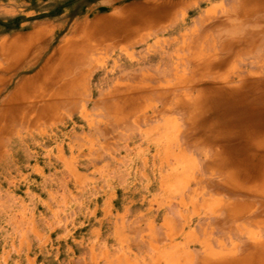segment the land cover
<instances>
[{"label": "rangeland", "instance_id": "rangeland-1", "mask_svg": "<svg viewBox=\"0 0 264 264\" xmlns=\"http://www.w3.org/2000/svg\"><path fill=\"white\" fill-rule=\"evenodd\" d=\"M152 1L176 3L183 7L178 8L176 20L164 26L162 32L147 31L143 41L101 51L97 58L99 63L95 67L90 64L83 66L69 76V80H78L81 86L82 74H87L84 76L82 95L76 100L63 99L67 101V105H61L62 102L65 103L62 98H51L56 93V88H49L43 92L42 98L28 99L21 107L11 109L3 106L20 82L27 77L34 78L35 73L45 66L66 38L71 37L78 25L92 23L99 18H109L120 7ZM240 2L0 0V45L15 36H27L42 24L48 25L52 30L50 37L42 45L44 49L41 61L38 60L31 68L13 70L7 74V82L0 85V108L3 106L0 115V179L9 174L10 159L22 156L21 150H18V154H10L11 150L15 151L27 144L41 145L48 135H59L74 122L81 121V117L100 114L101 111L94 108L93 103L103 95H109V107L113 108L116 104H121L113 95L114 90L121 92L145 89L146 97L137 100L139 107L129 106L127 111L130 116L127 118L115 120L109 111V146L121 152L133 145L146 147L145 153L152 166H157V150L161 147L168 153H186L188 157H192V165L189 164L188 157H174L163 168L182 172L187 167H192V177L181 182L173 181L166 189H175L179 184L178 192L168 196L163 207L159 208L155 203L147 214L152 216L157 230L152 241L149 240L148 233L132 235V243L116 249L117 245L110 239L111 250L124 253L127 258H112L109 264H165L164 259L157 263L155 258L160 251L164 252L166 258H170L171 253L177 257L178 253L173 250L176 243L193 257V262L191 258V262H188L185 256L181 260L182 264H207L208 260L227 258L235 247L238 252L243 253L248 244L264 241V225L255 223V219L264 218V193L254 190L256 184L253 182L246 184L243 189L233 187L226 179L227 174L233 171L232 168L229 165L224 166V169L220 168L226 156L233 159L252 157L254 165L264 170V149L246 150L247 152H239L237 155L238 151L231 149L239 143L237 136V139L227 138L223 143H214V147L204 141L209 134V126L216 122L223 125L222 123L231 119L235 110L233 104L238 100L236 90L252 82L264 83V20L244 21L234 17L232 11L238 8ZM210 10L215 12L208 23L202 19ZM18 16L21 17L19 27L5 31L8 26L6 22ZM194 31L198 32L195 46L189 40ZM256 33L260 34V40L252 45L254 48L251 46L250 50L234 59L233 52L226 48L235 41L245 39L248 34ZM209 50L216 54H201ZM195 52L198 53L195 56L199 55L201 59H194V54L191 53ZM0 60L3 64L4 59L0 57ZM182 76H186L185 79H178ZM139 78L144 80L140 82ZM160 85V90L151 91ZM249 91L250 89L248 96ZM200 96L206 100L197 101ZM229 97L235 101H230ZM54 105H60L57 109L58 116L52 113L47 114L48 119L36 116L37 107L41 106L39 111H42L47 106L49 108ZM53 110L51 108L50 112ZM196 111H200V114L195 115ZM216 149L224 155L221 153L219 158L216 157ZM164 193L159 194V197L165 199ZM237 202L251 204L248 211H245V218L224 220L226 213L222 208L231 206V203L236 206ZM217 204L216 211H211L210 208ZM174 226L185 232H175ZM251 232H254L256 238L251 237Z\"/></svg>", "mask_w": 264, "mask_h": 264}, {"label": "crops", "instance_id": "crops-1", "mask_svg": "<svg viewBox=\"0 0 264 264\" xmlns=\"http://www.w3.org/2000/svg\"><path fill=\"white\" fill-rule=\"evenodd\" d=\"M141 5L143 4L120 7L110 15L111 27L124 28L122 35L115 33V30L110 32V49L121 44L130 46L132 42L143 41L147 30L162 32L164 26L176 20L178 8L183 7L176 3L155 1L144 4L143 8ZM124 9H127V12ZM214 12L210 10L202 20L211 22L210 18ZM152 21L150 28L148 23ZM42 28L50 29L48 25L42 24L27 36ZM130 28L135 34L132 38H129L128 34ZM51 31L50 29L46 40ZM196 34L198 32L194 31L189 38L193 44L198 41ZM27 36H15L12 40ZM42 45L36 59L26 67L31 68L42 58ZM204 53L216 54L213 50L201 54ZM191 54H194L196 61L201 59L195 56L197 52ZM98 63L99 59L95 60L92 66L95 67ZM10 72L13 70L5 73L0 71V76H5L2 77L4 81L0 85L7 82V73ZM82 75L84 84L87 74ZM182 77L178 79L183 80L184 76ZM29 80V77L23 79L19 86ZM140 80L142 82L144 78ZM83 84L70 88L74 92V98L82 95ZM161 86L151 91L160 90ZM70 93H67L68 96L62 95L61 98L67 100L71 97ZM146 93L145 89H128L121 92L114 90L113 95L121 104L111 108L109 95H103L93 103V107L101 111L100 114L81 117V121L74 122L59 135H48L41 145L27 144L10 151V154H18V150H21L22 156L10 159L9 174L0 179V264H109L112 258H127L126 254L111 250L110 239L117 245L116 249L132 243V235L148 233L149 240H153L157 230L152 216L147 214L155 203L159 208L163 207L168 196L178 192L179 184L171 190L166 187L173 181L188 180L192 167H187L182 172L178 169L170 171L163 168L174 157L187 158L186 153H168L161 147L157 150V166H152L145 153L146 147L133 145L121 152L109 146V111L115 120L125 119L129 115L128 108L139 107L137 100H143ZM13 94L3 106L11 109L22 106L10 103ZM63 104L67 105L62 102L61 105ZM3 106L0 108V115ZM58 106L60 107L47 106L42 111H39V106L36 116L40 119H48L49 113L58 116ZM51 108L54 109L52 112ZM188 160L192 165V157L189 156ZM162 193L166 195L165 199L159 197ZM234 203H231L232 207L229 205L222 208L226 213L224 220L244 219L245 211L251 206L245 202H237L236 206ZM214 207L216 205L210 208L213 212L217 208ZM263 222L264 218L255 219V223L259 225H264ZM177 228L173 227L175 232L181 230ZM181 232L185 231L182 229ZM251 237L256 238L254 232H251ZM255 242L248 244L246 252H238L235 247L227 258L215 261L207 258L205 261L208 260L207 264H238L256 252H264V241ZM178 246L177 243L173 245V250L178 253L177 257L171 253L170 258H166L164 252L160 251L155 261L159 263L164 259L165 264H182V258L187 256L188 262H193L189 252Z\"/></svg>", "mask_w": 264, "mask_h": 264}, {"label": "bare ground", "instance_id": "bare-ground-1", "mask_svg": "<svg viewBox=\"0 0 264 264\" xmlns=\"http://www.w3.org/2000/svg\"><path fill=\"white\" fill-rule=\"evenodd\" d=\"M240 1L241 2L238 8L232 11V15H234V17L237 18L239 17V19L244 21H252V20L256 21L259 19L264 20V0H240ZM143 5H141L142 8ZM160 8L158 7V9ZM136 13H138V11ZM148 24L151 25L150 26L151 28L153 25V21L149 22ZM123 29H124L123 27H118V26L111 27L110 17L104 19L99 18L92 23L85 22L81 25H78L74 29L71 37L66 38L63 44L60 46V48L59 49L57 48L58 50L49 58L45 66L42 69L40 68L41 71L36 76H34V78L23 83L15 90L10 100V103L16 104L17 106L24 105L28 99L42 98L43 92H45L49 88L52 89L56 88V93H54L51 96L52 99L61 100L60 98L62 97V95L64 94L67 95L68 92L69 93L71 92L70 98L73 99L74 92L71 91L70 88H74L77 84H79L78 83L79 81L75 79L69 80L68 77L74 74L75 71L80 70L83 66H87L89 64L92 65L93 62L97 60L98 55L101 51H106L110 48V32L115 30V33L119 32L122 35V32L124 31ZM128 31H129L128 34L130 35L129 38H132L135 35L133 29L130 28ZM49 32L50 29L42 28L41 30L39 29L36 33L30 36L14 39L12 41H5L0 46L2 47V49L0 50L1 51L0 57L4 59V63L3 64L0 63V71L2 73L3 72L5 73L11 70H16L19 68L26 67L30 63H32V61L36 59L38 53L42 49L41 45L44 43V41H46V37ZM251 35L253 34H248V37H246L245 39H242L241 41H235L234 44L226 48L231 53L233 52L232 54H234L233 55L234 59H236L239 55H242L243 52L247 51L248 49L250 50L252 45L254 46L255 43H258V41L260 40L259 37L260 34L256 33V35L253 36ZM228 59L226 58V60ZM229 62L230 60L227 61V63ZM2 77L0 76V84L4 81L3 78L5 76L3 78ZM248 89H250L249 96L247 95ZM235 93L236 96L238 97V100L235 101V99H233L232 97L228 98V99L231 98L230 101L233 102L235 101L233 104L235 110L232 112V116L230 117L231 119H229V121L226 122L223 121L224 122L222 123L223 125H220L221 123L216 122L215 124L209 126L208 127L209 134L207 135L206 139H204V141L210 147H214L213 146L214 143H219V142L223 143L227 140V138H236L237 136L238 139L237 138L236 139L239 141V143H237L236 146L231 148L234 149V151L236 150V152L238 151L237 155L239 154V152L242 153L247 152L246 150L264 149V83L263 82L249 83L241 87L240 89L236 90ZM204 100H206L205 97L200 96L197 101L201 102ZM66 102L67 101H65V103ZM195 113H196L195 115H198L200 114V111H196ZM228 115L230 116V114ZM221 153H222L221 151L216 149V153H215L216 157L219 158L221 156ZM250 158L241 159V157H239V159H233V157L229 158L226 156L224 160H222L220 168L224 169V166H228V165L232 168L233 171L227 174L226 179L228 183L233 187L243 189V187H245L246 184H248L249 182H253L256 184L254 190L264 193V170H261L258 166L254 165L253 163L254 158L252 157ZM238 264H264V252H256V254L250 256L248 259L242 260Z\"/></svg>", "mask_w": 264, "mask_h": 264}, {"label": "trees", "instance_id": "trees-1", "mask_svg": "<svg viewBox=\"0 0 264 264\" xmlns=\"http://www.w3.org/2000/svg\"><path fill=\"white\" fill-rule=\"evenodd\" d=\"M20 21H21V17L20 16L9 19L6 22V25H8V26L5 28V31L10 30L12 28H18Z\"/></svg>", "mask_w": 264, "mask_h": 264}]
</instances>
